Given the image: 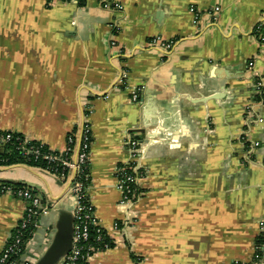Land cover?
I'll return each mask as SVG.
<instances>
[{"label":"crops","instance_id":"crops-1","mask_svg":"<svg viewBox=\"0 0 264 264\" xmlns=\"http://www.w3.org/2000/svg\"><path fill=\"white\" fill-rule=\"evenodd\" d=\"M110 1L124 10L102 0H0V133L62 152L70 134L78 148L89 124L87 193L114 245L90 264H264V244L254 260L264 236V97L252 78L264 83V0ZM155 37L176 43L154 47ZM123 69L141 88L138 102L118 86ZM129 139L140 143L141 195L125 209L116 171L130 161ZM70 181L0 166V183L27 187L51 207L32 225L21 261L47 248L53 208H73ZM25 209L0 194V252Z\"/></svg>","mask_w":264,"mask_h":264},{"label":"built area","instance_id":"built-area-1","mask_svg":"<svg viewBox=\"0 0 264 264\" xmlns=\"http://www.w3.org/2000/svg\"><path fill=\"white\" fill-rule=\"evenodd\" d=\"M102 3L108 10H116L119 13L124 10L123 6L117 2L102 0ZM190 11L195 14L196 19L199 18V14L196 13L194 7H190ZM219 11L220 7L216 6L209 14L216 18ZM111 29L113 34L120 32L122 27L119 21L113 23ZM262 40H264V38H262ZM175 43L174 40H164L162 37H155L150 42L151 46H158L166 50H171ZM111 45L116 47L117 42L112 40ZM249 65L253 67L254 61H250ZM255 75L256 73L252 75L255 86L254 92L264 97L263 79L258 74ZM118 86H120L121 89L129 91L132 101H139L141 88L132 87L127 69L122 70L118 78ZM253 103H255V101H253ZM88 112L90 113V111ZM10 140V135L0 137V143L6 144ZM91 145V128L88 123H84L78 148L75 134H70L68 136L65 150L58 152V154H42L38 149L23 147L25 154L33 153L35 154V159L41 157L46 160L50 164L48 168L52 167V169L55 170L56 167H60L61 171L56 175L60 176L62 179L69 178L71 180L69 190L74 198L73 211L75 219L73 247L62 264H90V260L94 255L110 249V241L113 242L112 237L108 235L97 221L94 207L87 193L90 183L89 166ZM128 145L131 153L130 161L122 167H118L116 171L118 188L122 194L120 204L125 209L126 207H130L141 195L137 185V176L134 174L137 172V161L141 154V149L139 147L140 143H138L137 140L129 139ZM257 146H259V143L255 142L253 147ZM4 193H10L14 197L23 200L26 203V209L21 223L10 235L5 248L0 252V264H32V261H21L28 240L26 239V235L29 232L28 229L32 228V225L35 224L36 218L40 215L47 214L51 207L45 206L40 196L27 187L17 188L12 185L0 183V194ZM119 226L120 222H116L114 224L115 230H118ZM262 227L264 228V225ZM92 232H94L95 243L90 242ZM106 238H109V240L106 241ZM258 259H260V256L258 252H256L254 256L255 263H257Z\"/></svg>","mask_w":264,"mask_h":264},{"label":"trees","instance_id":"trees-1","mask_svg":"<svg viewBox=\"0 0 264 264\" xmlns=\"http://www.w3.org/2000/svg\"><path fill=\"white\" fill-rule=\"evenodd\" d=\"M63 1H69V0H63ZM82 1V0H78ZM10 135L11 140L5 144V152L3 154H0V166H10L15 164H27L35 167H41L43 169H47L52 173L59 174L58 172L61 171L60 167H56V171L54 169L48 168L49 163L39 157L38 159H35V154L29 153L25 154L23 147L26 148H34L38 149L42 154L51 153V154H58L57 151L51 150L47 145L38 142L27 139L24 135L20 133H13V132H3L0 133V137H6ZM67 174V171H66ZM4 184L12 185L17 188H24V186L20 184L10 183V182H2ZM29 232L26 235V239H28L31 236L32 229H28ZM109 240V238H106V241ZM91 243H95V237L94 232H92V238L90 239ZM264 244V236H261L257 241V247H258V254L259 256L263 255L262 251V245ZM113 242L110 241V247L112 248Z\"/></svg>","mask_w":264,"mask_h":264},{"label":"water","instance_id":"water-1","mask_svg":"<svg viewBox=\"0 0 264 264\" xmlns=\"http://www.w3.org/2000/svg\"><path fill=\"white\" fill-rule=\"evenodd\" d=\"M5 152V144L0 143V154ZM57 220L47 248L34 259L32 264H62L73 247L74 211L73 208L59 206L53 208Z\"/></svg>","mask_w":264,"mask_h":264}]
</instances>
